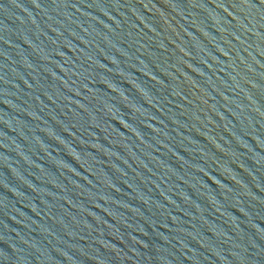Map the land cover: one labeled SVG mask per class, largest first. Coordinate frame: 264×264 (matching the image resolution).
Masks as SVG:
<instances>
[{"label":"water","instance_id":"water-1","mask_svg":"<svg viewBox=\"0 0 264 264\" xmlns=\"http://www.w3.org/2000/svg\"><path fill=\"white\" fill-rule=\"evenodd\" d=\"M0 264H264V0H0Z\"/></svg>","mask_w":264,"mask_h":264}]
</instances>
